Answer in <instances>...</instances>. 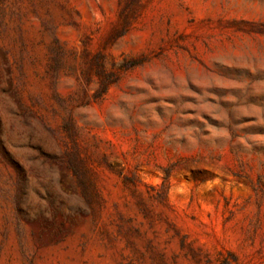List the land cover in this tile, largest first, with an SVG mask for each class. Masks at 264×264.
I'll list each match as a JSON object with an SVG mask.
<instances>
[{
  "label": "rangeland",
  "instance_id": "obj_1",
  "mask_svg": "<svg viewBox=\"0 0 264 264\" xmlns=\"http://www.w3.org/2000/svg\"><path fill=\"white\" fill-rule=\"evenodd\" d=\"M0 264H264V0H0Z\"/></svg>",
  "mask_w": 264,
  "mask_h": 264
},
{
  "label": "trees",
  "instance_id": "obj_2",
  "mask_svg": "<svg viewBox=\"0 0 264 264\" xmlns=\"http://www.w3.org/2000/svg\"><path fill=\"white\" fill-rule=\"evenodd\" d=\"M76 172H77L76 173L77 174L76 180H77V183L80 187V192L82 193L83 196L87 197L88 196L87 189H88L90 182L88 181L87 177L83 175V173H82V171H80V169H78Z\"/></svg>",
  "mask_w": 264,
  "mask_h": 264
}]
</instances>
